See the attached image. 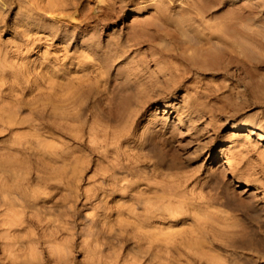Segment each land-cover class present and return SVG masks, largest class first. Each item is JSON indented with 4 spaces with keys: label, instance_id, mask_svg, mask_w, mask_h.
I'll use <instances>...</instances> for the list:
<instances>
[{
    "label": "rangeland",
    "instance_id": "374dc122",
    "mask_svg": "<svg viewBox=\"0 0 264 264\" xmlns=\"http://www.w3.org/2000/svg\"><path fill=\"white\" fill-rule=\"evenodd\" d=\"M48 1L0 0V264H264V0ZM164 192L153 249L124 211Z\"/></svg>",
    "mask_w": 264,
    "mask_h": 264
},
{
    "label": "bare ground",
    "instance_id": "6f19581e",
    "mask_svg": "<svg viewBox=\"0 0 264 264\" xmlns=\"http://www.w3.org/2000/svg\"><path fill=\"white\" fill-rule=\"evenodd\" d=\"M47 7L49 8V11H50V9L52 10V11H55V13H52V17L53 16H55V14H57L56 12L58 11V15H56L54 18H56V20L57 21H63L65 18H64V16H62V14L65 12V10L63 9V8H60V9H55V7L56 6H58V2L56 1V0H49L48 1V3H47ZM46 6V5H45ZM61 7V6H60ZM42 8V7H41ZM48 8H47V10H48ZM35 9H37V8H35ZM46 9V8H45ZM42 10V9H41ZM43 13H45V11L43 12ZM49 13V12H48ZM51 14V13H50ZM54 14V15H53ZM51 16V15H50ZM28 17V16H27ZM51 17V18H52ZM68 21V20H67ZM87 23H89V19H88V22ZM66 24V23H65ZM69 24H72V23H69ZM21 25V24H20ZM17 26H19L18 24H17ZM34 26H36V27H38V25L35 23L34 24ZM73 26V25H72ZM45 27V26H44ZM35 29V28H34ZM34 29H32L33 31H34ZM31 30V29H30ZM40 31V30H39ZM30 33V32H29ZM23 35L22 36H27L28 37V39H27V42L28 43H33V42H35V41H37V40H35V39H37V37L35 38L34 36V38H31L30 36H29V34L28 33H26V31H25V33L23 32L22 33ZM41 42V41H40ZM26 47V46H25ZM30 47V46H29ZM16 50V52H13L11 55L9 54V58H12L13 60L15 59V58H17V55H19L20 54V48L19 47H17V49H15ZM7 52V51H6ZM5 54V53H4ZM7 55V54H6ZM5 55V56H6ZM5 56H3V60L2 61H0V83H3V84H6L7 85V87H6V89H8L9 90V92L10 93H14V96H17L16 94H20V93H22V91H23V89H22V86L20 87V85L19 84H17V82H16V80H14V78L17 76V74L18 73H22V75L23 76H26V75H29V73H28V70H25V69H20V70H16L15 69V67H14V65H12L13 64V62L11 63V64H9L8 62L9 61H6V62H3L4 60H5ZM0 57H1V59H2V56H1V54H0ZM7 57V56H6ZM8 58V57H7ZM8 58V59H9ZM11 60V59H10ZM6 64H8V65H6ZM71 65H74L75 66V64L74 63H70ZM16 66V65H15ZM43 66V65H42ZM78 67H79V70H81L82 72H83V74H82V76H80V78H77V80H78V82H79V84L82 82V81H84L85 79H87L88 78V75L91 73H93L95 70H93V69H91V68H89V67H85L84 65L82 66V65H77ZM18 67V66H17ZM16 67V68H17ZM76 67V66H75ZM41 69V68H40ZM44 70H45V72H47L48 74H50V76H52V75H56L57 73L53 70V69H50V68H48V67H45L44 68ZM59 72V71H58ZM82 72H80V73H82ZM46 73V74H47ZM44 74V73H43ZM42 74V75H43ZM101 74V73H100ZM42 75H40V77H43ZM19 76V75H18ZM48 77V78H46V79H50L51 77ZM27 77V76H26ZM60 77V76H59ZM16 79V78H15ZM60 79H61V81H63V79H64V77L61 75V77H60ZM24 84V83H23ZM61 85L62 86H64L65 88H63V90L64 89H66V87H67V83H61ZM4 86V85H3ZM24 88V87H23ZM1 89V88H0ZM4 93H5V90H4ZM22 95V94H21ZM87 95V93H81V94H78V95H72V96H65L63 99H61L60 101H58L57 103H55V102H53V104H51V108L53 109V111H56V113H57V118H59L60 120H63V121H67V120H69V121H77V115H78V113H79V111H80V109H82L85 105V99H86V96ZM84 96V97H83ZM14 101H16V100H14ZM166 106V105H165ZM70 111H69V110ZM71 110H77V113H76V115H70L69 114V112H71ZM82 111H84V110H82ZM81 116V115H80ZM6 118V117H5ZM80 118V117H79ZM13 119L11 118V117H7L6 118V122L8 121V124H9V122H11ZM82 120V119H81ZM13 122V121H12ZM2 123V122H1ZM11 124V123H10ZM72 129V128H71ZM80 131V130H79ZM247 132L248 131H251L252 133H253V131H254V129L253 128H249L248 127V129L246 130ZM67 133V132H66ZM74 133V132H73ZM100 133H103V130L102 131H100ZM251 133V134H252ZM256 133V135L257 136H261V134H260V132H255ZM71 134V133H70ZM93 134V133H92ZM98 134V133H97ZM72 135V134H71ZM91 135V134H90ZM76 136V135H75ZM74 136V137H75ZM99 136H101V134L99 135ZM103 136V135H102ZM101 136V137H102ZM259 136V137H260ZM76 137H78V136H76ZM104 137H106V136H104ZM82 138V137H81ZM80 138V139H81ZM93 138V137H92ZM97 140H98V138H97ZM82 141V140H81ZM103 143V142H102ZM86 144V143H85ZM40 145V144H39ZM49 145V144H48ZM47 147V146H46ZM46 147H44L43 148V152H47V153H49V149L48 148H46ZM51 147H52V145H51ZM100 147V146H99ZM39 148V147H38ZM50 148V147H49ZM52 149V148H51ZM55 149V148H54ZM92 150H93V147H92ZM95 150L97 151V149L95 148ZM54 153H56V151L54 150ZM68 153V152H67ZM60 154V153H59ZM58 156V155H57ZM72 156V155H71ZM74 157V156H73ZM45 158V157H44ZM52 158V157H51ZM71 158V157H70ZM59 160V159H58ZM60 160H61V164H65V162L66 161H68L69 160V158L68 157H66V156H64V155H60ZM56 161V160H55ZM72 162V160L70 161V163ZM224 165H226V166H229V167H233L232 166V164H230L229 162H227V161H224ZM67 166V165H66ZM68 168L70 167V166H67ZM64 168V167H63ZM71 168H72V166H71ZM58 172V171H57ZM65 173V172H64ZM63 173V174H64ZM62 176V175H61ZM114 179V178H113ZM115 180V179H114ZM116 181V180H115ZM118 183V182H117ZM180 184V183H179ZM115 186V185H114ZM113 186V187H114ZM115 188H116V186H115ZM115 188H112V190L113 189H115ZM124 188V187H123ZM129 191L131 190L132 191V193H140V192H138L139 190H138V188L136 187V183H132V184H130L129 185ZM97 189H99V188H97ZM117 189V188H116ZM179 189V188H178ZM100 190V189H99ZM103 190V189H102ZM114 191V190H113ZM112 191V192H113ZM126 191H128L127 190V188H126ZM131 193V192H130ZM166 192H164V194L162 195V196H154V197H151V198H149L146 202L148 203V204H150L149 205V207H148V209L146 210V213H142V214H136L135 213V211L133 210V208H127L126 209V211H124V213L127 215L126 217H128V220H129V218H130V220L132 221V226H133V229H138V232H140L141 233V237H140V241H142L143 239H146V242L147 241H149L148 242V244H150L151 245V247L153 248V245H154V247L156 246V245H159V242H154V239H153V241H152V238L151 237H156V235H158V234H162V232H161V230H159V232L157 231H155V228H153L154 230L152 231L151 229V227H152V222L154 221H157L156 219H160L159 218V215H161L162 216V219H165V217L166 218H175V217H177L176 215L178 214H176L175 215V213L177 212L176 210H175V208L177 209V204L176 205H174V206H172V204H171V202H173V196L171 195V194H165ZM169 193V192H168ZM142 194V193H141ZM141 194H140V196H141ZM108 195V194H107ZM135 195H139V194H135ZM175 195V194H174ZM139 196V198L141 199V197ZM107 197V196H106ZM136 197V196H135ZM138 197V196H137ZM137 199V198H136ZM143 199H145V198H143ZM141 201H145V200H141ZM145 202V203H146ZM165 203H168V204H166L165 205ZM123 210V209H122ZM118 211H121V210H118ZM179 211V210H178ZM121 213H123V212H121ZM121 213H119V214H121ZM184 214V213H183ZM182 214V215H183ZM124 215V214H123ZM181 215V214H180ZM179 216V215H178ZM129 220V221H130ZM167 220V219H166ZM128 221V222H129ZM131 221L129 222V223H131ZM122 223V222H121ZM196 224V223H195ZM128 225V224H127ZM129 226V225H128ZM131 227V226H130ZM122 228H124V227H122ZM129 228V227H128ZM128 228H127V231H128ZM157 229V228H156ZM123 230V229H122ZM135 231V230H134ZM130 232V231H129ZM132 233H134L133 231H132ZM140 233L138 234V235H140ZM136 234V233H135ZM132 235V234H131ZM133 236V235H132ZM159 236V235H158ZM162 237V236H161ZM137 238V237H136ZM149 238H151V240L149 239ZM159 238V237H158ZM166 238V237H165ZM164 238V239H165ZM138 240H139V238H137ZM134 240V239H133ZM165 240H167V239H165ZM136 242V241H135ZM144 242V241H143ZM142 242V243H143ZM163 242V248L164 247H167V249L169 248H171V247H168V245H165L164 246V241H162ZM167 241H165V243H166ZM158 243V244H157ZM137 244V243H136ZM135 244V245H136ZM139 244L140 243H138V249H139ZM145 244V243H144ZM143 244V245H144ZM147 244V243H146ZM145 244V246H148V245H146ZM167 244H168V242H167ZM194 244V243H193ZM141 245V244H140ZM175 245V244H174ZM187 245H189V243H187ZM195 246H198L197 248H196V251L198 252V256L200 255L201 257H203V260L205 259V263L204 264H219L220 262H218L216 259H215V256L216 255H209L207 252V254L205 253V251L203 252V251H201V249L199 248V247H203V244H202V242H196L195 244H194ZM142 246V245H141ZM145 246H144V251L145 252H147L146 250H145ZM173 246V245H172ZM190 247L192 246V245H189ZM149 247V246H148ZM159 247V246H158ZM143 248V247H142ZM148 249V248H147ZM154 249V248H153ZM155 249H157V248H155ZM166 249V250H167ZM150 250V249H149ZM159 250V249H158ZM160 250H162V248H160ZM164 250H165V248H164ZM173 250H175V248L174 249H172L171 251H173ZM195 250V249H194ZM140 251V250H139ZM170 251V250H169ZM176 251H177V249H176ZM144 252V253H145ZM150 252V251H149ZM159 252V251H158ZM154 253H155V250H154ZM153 253V254H154ZM183 253V252H182ZM146 254V253H145ZM148 254V253H147ZM157 254V253H156ZM170 254H172V253H170ZM175 254V253H174ZM178 254H181V253H179L178 252ZM151 255H152V252H151ZM193 255V254H192ZM195 255L197 256V253L195 252ZM199 256V257H200ZM178 257H179V255H178ZM199 257H198V260H197V262L199 261V263H200V259H199ZM216 257H218V256H216ZM196 260V259H195ZM232 264H235V263H233V261L231 262Z\"/></svg>",
    "mask_w": 264,
    "mask_h": 264
}]
</instances>
